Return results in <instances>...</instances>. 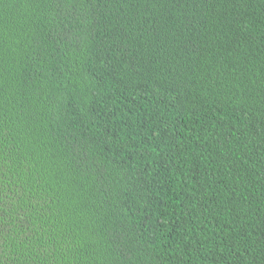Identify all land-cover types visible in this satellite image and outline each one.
<instances>
[{
  "label": "trees",
  "instance_id": "obj_1",
  "mask_svg": "<svg viewBox=\"0 0 264 264\" xmlns=\"http://www.w3.org/2000/svg\"><path fill=\"white\" fill-rule=\"evenodd\" d=\"M0 264H264V0H0Z\"/></svg>",
  "mask_w": 264,
  "mask_h": 264
}]
</instances>
